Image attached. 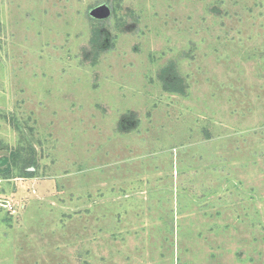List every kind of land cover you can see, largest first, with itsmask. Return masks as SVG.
I'll return each instance as SVG.
<instances>
[{
    "label": "rangeland",
    "instance_id": "obj_1",
    "mask_svg": "<svg viewBox=\"0 0 264 264\" xmlns=\"http://www.w3.org/2000/svg\"><path fill=\"white\" fill-rule=\"evenodd\" d=\"M0 264H264V0H0Z\"/></svg>",
    "mask_w": 264,
    "mask_h": 264
}]
</instances>
